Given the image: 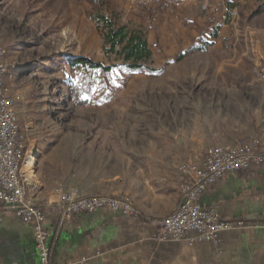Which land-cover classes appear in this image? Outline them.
<instances>
[{
    "label": "rangeland",
    "instance_id": "rangeland-1",
    "mask_svg": "<svg viewBox=\"0 0 264 264\" xmlns=\"http://www.w3.org/2000/svg\"><path fill=\"white\" fill-rule=\"evenodd\" d=\"M103 2L106 13L147 31L161 72L116 73L114 97L80 105L70 97L68 80L77 74L66 58L113 62L90 17L93 5L0 0L2 81L7 96H21L13 108L19 142L28 157L39 154L28 188L46 219L49 204L60 208L58 188L127 200L138 214L133 196L162 172L180 178L179 207L190 168H203L210 149L256 140L264 153V13L252 15L253 0H185L173 11ZM202 38L212 44L180 59Z\"/></svg>",
    "mask_w": 264,
    "mask_h": 264
},
{
    "label": "crops",
    "instance_id": "crops-1",
    "mask_svg": "<svg viewBox=\"0 0 264 264\" xmlns=\"http://www.w3.org/2000/svg\"><path fill=\"white\" fill-rule=\"evenodd\" d=\"M12 91L8 88V94ZM15 110L18 112V105ZM253 170L249 175L229 174L200 198L202 206L217 207L223 218L248 224L245 229L223 234L218 246L204 243L191 247L182 242L158 240L162 219L174 212L181 200L178 175L162 172L148 179L138 196L132 195L138 207L136 216L107 210L81 212L60 225L61 209L49 204L46 227L53 248L52 262L264 264V167ZM124 194L129 196L127 192ZM0 264H40L33 227L2 210Z\"/></svg>",
    "mask_w": 264,
    "mask_h": 264
},
{
    "label": "built area",
    "instance_id": "built-area-1",
    "mask_svg": "<svg viewBox=\"0 0 264 264\" xmlns=\"http://www.w3.org/2000/svg\"><path fill=\"white\" fill-rule=\"evenodd\" d=\"M129 1L131 6L137 8L165 5L171 11L185 2V0ZM3 60L0 50V209L32 225L40 264H54L53 249L46 227V214L36 205L33 190L28 188L21 171H17L20 136L16 134L11 107H4L1 104V97H9L5 96L2 81L6 67ZM254 167H264V153L259 151L256 140L210 149L203 168H190L191 181L182 185L183 208L178 209L176 216L163 218L159 240L182 242L191 247L204 243L218 246L223 234L247 228L248 224L244 220L225 219L217 207L202 206L200 198L209 187L221 182L229 174ZM54 194L61 209L60 225L81 212L107 210L125 216L137 214L129 201L82 195L75 189L64 191L63 188H58Z\"/></svg>",
    "mask_w": 264,
    "mask_h": 264
},
{
    "label": "trees",
    "instance_id": "trees-1",
    "mask_svg": "<svg viewBox=\"0 0 264 264\" xmlns=\"http://www.w3.org/2000/svg\"><path fill=\"white\" fill-rule=\"evenodd\" d=\"M95 8L90 17L97 25L103 41V53L111 61L110 65L95 62L84 56H68L69 67L77 74L68 80L70 97L75 104H103L114 97L119 91L116 73H160L152 66L153 51L148 40V33L142 26H130L121 22L116 13H106L103 0H87ZM255 7L252 15L264 13V0H253ZM234 6V5H233ZM216 27L212 37H218ZM212 43L204 38L189 47L186 54L205 51ZM254 168L238 172L239 175H249Z\"/></svg>",
    "mask_w": 264,
    "mask_h": 264
},
{
    "label": "bare ground",
    "instance_id": "bare-ground-1",
    "mask_svg": "<svg viewBox=\"0 0 264 264\" xmlns=\"http://www.w3.org/2000/svg\"><path fill=\"white\" fill-rule=\"evenodd\" d=\"M0 50H2V58H3L5 52L2 48H0ZM5 96H7V95L5 94ZM20 97L21 96L19 94L15 95L13 97H10V96L9 97H1V104H3L4 107H11V109L13 111L12 121H13L14 127L16 129V134H18V135H20L19 122H18V117H17L16 113L14 112L13 108H14L16 102L18 100H20ZM23 151H24V148L21 145V147L17 153V171H21V176H24V180L26 181V184L28 186L29 185L28 177L31 176L32 179L34 177L33 170H34L35 163L37 160L36 156H39V154L32 156V157H28L27 153H24ZM96 198H99V197H96ZM119 201H127V200H119ZM131 206H132V204H131ZM180 208H183V202L177 208V210H175V212L173 214H171L170 216H176V213H177L178 209H180Z\"/></svg>",
    "mask_w": 264,
    "mask_h": 264
}]
</instances>
